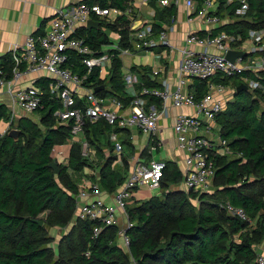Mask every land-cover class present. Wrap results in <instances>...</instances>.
<instances>
[{"label": "trees", "instance_id": "1", "mask_svg": "<svg viewBox=\"0 0 264 264\" xmlns=\"http://www.w3.org/2000/svg\"><path fill=\"white\" fill-rule=\"evenodd\" d=\"M202 1L194 0L196 10L201 8ZM96 2L101 7L124 12L132 0L87 1L88 4ZM246 2L248 10L244 16L234 15L238 3H220L216 12L221 18L229 13L232 22L213 29L211 34L225 32L233 37L232 49H240L250 31H264V0ZM149 4L160 23L168 24L176 16V7L172 4L163 8L157 7L156 0ZM103 26L120 34V49L130 47L129 20L122 15L112 24L101 23L96 30H80L79 34L92 50L99 52L103 45L109 44L101 30ZM153 28L155 32L163 29L158 23ZM108 54L112 58L106 78L101 80L100 69L96 68L86 84L94 89L104 86L96 93L98 97L115 98L128 106L132 97L125 90L120 53L112 50ZM251 56H245L243 61ZM79 60L73 55L69 67L83 75L85 69ZM11 67L10 55L0 58V70L4 74L8 75ZM221 76L214 82L237 88L247 78L262 86L235 92L215 119L219 136L232 152L214 158L213 183L217 181L221 189L212 195L176 190L182 182L181 172L175 164L165 162L160 195L127 205L132 224L125 231L127 247L117 226H103L94 237L93 230L100 224L77 218L73 222L79 175L85 169H98V183L105 192H115L124 182L125 173L111 167L116 156L104 158L105 150L112 151L110 136L122 130L103 121L86 122L83 137L87 147L95 151L97 161H92L89 153L83 154L80 141L74 142L67 163H58L59 173L55 175L48 167L56 162L52 158L53 149L71 139V124L57 122L53 114L60 104L50 102L47 81H39L38 87L45 92L43 107L36 112L39 121L27 117L14 119L8 131L0 134V264H253L256 248L264 243V71L256 76L250 71L232 77ZM192 84L195 98H202L206 94L205 82L194 80ZM141 87L144 86L138 85L136 89ZM148 104L161 107L156 98H150ZM9 116L8 109L0 106V122H10ZM11 129L20 131L17 141L7 135ZM125 146L123 161L133 155L130 143ZM226 205L242 209L248 221L228 214ZM42 214H46L44 219ZM34 220L42 221V225ZM53 228H69L57 240L55 248L51 245Z\"/></svg>", "mask_w": 264, "mask_h": 264}, {"label": "built area", "instance_id": "2", "mask_svg": "<svg viewBox=\"0 0 264 264\" xmlns=\"http://www.w3.org/2000/svg\"><path fill=\"white\" fill-rule=\"evenodd\" d=\"M79 0L75 5L56 11L43 32L36 36H29L20 50L16 47L10 52L12 67L10 73L4 74L0 70V87L7 86L11 104L10 122L16 116V110L21 109L25 114L36 113L41 109L45 92L38 87V82L47 81V92L50 102L60 104L53 116L59 124H71L70 136L83 137V128L86 122L94 124L103 121L115 129L135 128L140 132L153 137L157 134L158 121L167 115L168 104L181 109L189 108L194 114L180 113L176 116L172 131L176 145L184 157L185 168L182 172V191L205 192L211 186L216 168V156L231 155L227 142L219 136V128L215 119L225 110V105L232 100V94H227V86L215 83L214 79L232 77L242 72L250 71L255 76L264 71V31H250L247 43L248 49L240 47L246 55H252L245 61L237 59L231 65L224 59L235 39L225 32L211 35L209 30L205 36L189 31L185 37L183 47L178 49L179 78L174 88L165 82L161 89L142 88L136 92L133 89V79L125 77V82L132 88V100L128 106L115 98H107L113 110L105 105V99L98 97L91 85L87 86V79L96 68H103L108 55H98L88 45L85 37L79 32L87 28L89 20L99 21L107 17L108 8H103L99 3L88 4ZM151 0H140L141 4L148 5ZM228 3H238L234 10L235 16H244L248 10L246 0H226ZM160 6L183 4L188 14V22L192 15H196L209 27L216 28L221 25V20L215 15L220 0H203L201 8L196 10L194 0H156ZM126 16L133 14V9L128 6L122 13ZM171 29H160L155 32L150 22L137 28L130 27V47L120 49L114 47L121 55H127L143 50L166 48L174 50L169 32ZM213 52H212V51ZM73 55L79 57V62L85 69L83 75L72 71L69 67ZM32 75L30 86L14 90V85L22 79ZM40 75V76H38ZM199 80L205 82L206 94L196 99L194 93L188 92V81ZM247 89H260L262 86L256 80L242 79ZM230 89V87H229ZM264 93V88L262 89ZM150 98L161 102V107L148 104ZM116 133L112 134L116 152L123 150L122 145L116 140ZM151 151L158 142L152 140ZM86 144L84 143V148ZM83 154L87 155L84 150ZM85 155V156H86ZM165 169L164 161L141 162L135 160L132 171L124 180L119 189L112 194L113 203L109 204L102 199L104 191L99 183L90 184L77 194L75 215L77 219L90 220L100 224L93 230L96 237L102 227L117 226L118 214L126 219L124 227H118L119 234L125 247L128 239L125 231L132 226L129 222L126 208L132 193L140 186L150 189L158 188ZM231 216L242 221H248L244 211L240 208L225 206ZM253 264H264V254L257 253Z\"/></svg>", "mask_w": 264, "mask_h": 264}, {"label": "crops", "instance_id": "3", "mask_svg": "<svg viewBox=\"0 0 264 264\" xmlns=\"http://www.w3.org/2000/svg\"><path fill=\"white\" fill-rule=\"evenodd\" d=\"M78 1L79 0H0V58H3L6 55H10V52L15 47L16 49L20 50L29 36L39 35L43 32L44 29L47 28L50 19L55 15L56 11L75 5ZM220 3L231 4L228 3L226 0H220L219 4L217 5L216 12L218 10ZM156 5L159 8L170 6V5L160 6L157 2ZM128 6H131L133 9V14L131 16L125 15L129 20V26H128L129 30L130 27L137 28L147 22H150L151 24L153 23V25L155 23H158L160 25V28L163 29L169 28L173 30V31L170 30L171 32H169V39L172 46L174 47V50L170 51L169 49L161 47L160 50H157L156 48V49L143 50V51L127 54L129 56L131 55L148 56L149 54V56L150 55L152 56L153 60H152V66H149L148 63L145 65H141V64L135 65L134 63H132V66L129 67L126 74L125 75L122 74L123 79L127 76H130L133 79V84H134L133 89L135 88L137 92L139 91L136 89V86L138 85L144 86L141 87V89L146 88L149 85L151 86V88L148 89H161L163 82H165L170 88H174L179 78L178 66L180 60V53L178 52V49L183 47L184 45L183 41L187 36L188 32L193 31V32H197L200 36H205L209 30L212 31L215 28L212 29L211 27L203 23L199 18L196 17V15H192L191 17L192 20L188 22L187 20L188 14L186 8L181 3L177 7L175 6L176 16L170 19V22L168 24L160 23L159 21H156L155 10L152 6H150V4L145 5V4H141L140 0H132V2ZM122 13L123 11L121 10L110 8L107 17L95 22H99L100 24L104 22L112 24L116 21L118 17L122 16ZM147 13L149 14L151 13L149 15L150 17L149 20H146L145 17ZM111 15L114 16L110 18ZM231 18L232 17L231 15H229V13L228 15H225L224 18L219 17V19L221 20V25L226 23H231L232 22ZM101 30L103 33L106 34L109 44L103 45L101 47V50L97 53H103V55L110 56L108 52L114 50V48L110 51H105L104 47H109L111 45H116L117 47H119L121 42V36L118 32L109 30L104 26L101 27ZM110 37H113L115 39L116 44H112ZM116 46H112V47H116ZM241 47L248 49L250 45L247 42H244L241 45ZM232 50L243 51L240 49H232ZM118 56L122 64V68H121L122 70L123 69L122 58L125 55H118ZM111 58L112 57L108 58L104 63L105 64L104 67L106 69L110 68ZM132 69H135V71H133ZM34 77L32 75H29L28 77L22 79L21 81H18L14 85V90L24 89L30 86L31 80ZM192 82H193L192 80L188 81L187 90L188 92L193 93L194 88L192 87L193 85ZM101 87L102 89L100 90H103L104 86ZM227 87H228L227 94H232L234 87L231 85H228ZM125 90H129L131 93L129 94V96L132 97V88H130V86L127 85L126 82H125ZM10 104H11V100L9 97L7 86L5 85L3 87H0V106H5L9 111V115H10V110H9ZM105 105H107L110 110H113L107 98L105 99ZM167 106H168L167 115L158 121L157 134L155 137L152 138V140L158 142V145L155 147L154 150L151 151V147H150L153 144L151 137L140 132L138 129L135 128L123 129L124 131L122 130V132H119L118 134L116 133L117 134L116 140L122 145L124 149L127 148V146L125 145H128L130 143L131 150L133 151V155L131 157L129 156V158H126L127 161H123L121 160V157L122 155H124V150H122L121 152H116L113 145L114 143L113 137L110 136L112 151L105 150L104 158L108 159L111 155L116 156V159L113 160L111 163V167L114 169L116 168L121 169L125 173L124 175L125 179L132 171L133 165L137 158H139L141 162H145L147 164L150 163L151 161H164V162L173 163L176 165L177 169L181 172L182 175V172L185 168L184 165L185 155L181 150L177 148L172 127L175 118L178 114L186 113L192 115L194 114V111L189 108L177 109L172 107L170 103ZM18 111H20V109L16 110V116L14 117V119L20 117H27L39 121V117L38 119H36L33 117V115H21V114L18 115ZM8 129L4 133H6ZM0 132L2 133V131ZM70 141L71 144L80 141V143L82 144V151L86 150L87 153H89L88 155L90 156L92 161L94 162L97 161L95 157V151L87 147V142L85 141L84 137L80 136V138L76 140H73L71 138ZM84 143L86 144L85 148H84ZM136 149L140 150V152L137 154L135 153ZM59 151L60 149L57 150L58 157L60 154ZM155 153L158 155L157 160H155L154 158ZM55 161L57 164L59 163L58 162L59 160L55 159ZM97 175H98V169H85L84 172L79 175V182H80L79 191L90 184L97 183L98 182ZM181 183L179 185L180 189H182ZM120 186H118L116 190L119 189ZM139 188H146V191L148 193L149 190H153L145 185L140 186ZM139 188L135 189L134 192L132 193V197L128 201V205H132L134 202H136L135 199L137 198H134V195L137 192L141 193L142 191ZM158 188L161 189L160 186ZM158 188H154V189H158ZM112 195H113L112 193H108L104 191L102 195V199L105 202L112 204L113 203ZM156 196H159V194H157ZM76 198L77 195L75 196V200ZM75 219H76V215L74 214L73 222ZM125 224H126V219L124 215L119 213L117 218V226L124 227ZM69 228L62 229L61 235H64L69 230ZM256 249H257V253H262V251H264V243L259 245Z\"/></svg>", "mask_w": 264, "mask_h": 264}, {"label": "rangeland", "instance_id": "4", "mask_svg": "<svg viewBox=\"0 0 264 264\" xmlns=\"http://www.w3.org/2000/svg\"><path fill=\"white\" fill-rule=\"evenodd\" d=\"M144 12H146V11H144ZM150 14L147 13L145 15L146 20L150 19V17H149ZM112 16H114V15H111L110 18H112ZM110 40H111L112 44H116L115 43L116 41H115V39L113 37H110ZM112 46H116V45H111L109 47H104V50L105 51H110V50H112L114 48ZM152 60H153V58H152L151 55L149 56V54H148V56H144V55L143 56H139V55L138 56H136V55L135 56H133V55H131V56L125 55L122 58V62H123V69L121 70L122 74L123 75L126 74V72L128 71L129 67L132 66V63H134L135 65L136 64L145 65V64L148 63L149 66H152ZM108 73H109V68L106 69L105 67H103L101 69V71H100V79L104 80L106 78V76L108 75ZM126 93L128 95L131 94L129 90H126ZM19 114H21V115H33V117L36 118V119H38V117H39L38 113L25 114L24 111H22L21 109H20V111H18V115ZM8 127H9V122L1 121L0 122V131H2V133L0 132V134L2 135L8 129ZM78 138H80V137H74L72 139L76 140ZM71 145L72 144H71V141L69 139L63 145L55 146L54 149H53L52 158L59 160L58 162L61 163V164H66L67 163V158H68V153H69V150L71 148ZM58 149H60V151H59V153H60L59 157L60 158L57 156V150ZM139 152H140V150H137V149L135 150L136 154L139 153ZM154 158H155V160L158 159V155L156 153L154 154ZM87 171H89V170H87ZM210 184H211V186L209 187V189L207 191H205V192L202 191L203 193H207L208 195H212V194H215L219 189H221L219 186H217V181H215L213 183V180H212ZM139 189L142 190L141 193L137 192L134 195V198H137V199H135L136 202H141V201L144 202V201L148 200L149 198H152V197L156 196L157 194L160 195V189L159 188L158 189L149 190V193L146 191V188H139ZM175 189L176 190H180V187L177 186ZM45 215L46 214H42L41 218L44 219ZM50 235H51V237L54 238V240H53L51 245L53 246V248H55V244H56L57 240L61 236V230L58 229V228H53V229L50 230ZM120 244L122 245V243H120ZM262 253L264 254V251H262Z\"/></svg>", "mask_w": 264, "mask_h": 264}, {"label": "water", "instance_id": "5", "mask_svg": "<svg viewBox=\"0 0 264 264\" xmlns=\"http://www.w3.org/2000/svg\"><path fill=\"white\" fill-rule=\"evenodd\" d=\"M99 23L94 22L92 20H89L87 22V29H98ZM246 56V52L245 51H235V50H229L226 52L224 59L227 63L233 65L235 64V60L239 59V58H244ZM100 89H102V87H97L94 89L95 92H98ZM241 91H247V86L246 85H239L236 88V93H239ZM20 134V131L17 129H11L7 135L8 137H10L11 139H13L14 141L18 140V136ZM48 167L50 169H52L53 173L55 175H57L59 173V168H58V164L56 162H51ZM33 222L37 223L39 226L42 225V221H36L34 220Z\"/></svg>", "mask_w": 264, "mask_h": 264}, {"label": "bare ground", "instance_id": "6", "mask_svg": "<svg viewBox=\"0 0 264 264\" xmlns=\"http://www.w3.org/2000/svg\"><path fill=\"white\" fill-rule=\"evenodd\" d=\"M100 5V4H99ZM148 5H149V3H148ZM103 8H105V7H103ZM109 10H110V8H108ZM123 15V14H122ZM216 15V14H215ZM218 17V16H217ZM219 18V17H218ZM95 22V21H94ZM97 23H99V22H97ZM100 24V23H99ZM100 26V25H99ZM99 26H98V28H99ZM193 32V31H192ZM195 33H197V32H195ZM198 34V33H197ZM229 50H232V48H231V46H230V49ZM228 50V51H229ZM236 51V50H235ZM213 52V51H212ZM119 55H121V54H119ZM247 56V55H246ZM110 57V56H109ZM239 59H242L243 60V58H239ZM237 60V59H236ZM235 60V61H236ZM147 89V88H146ZM95 92V91H94ZM95 93H97V92H95Z\"/></svg>", "mask_w": 264, "mask_h": 264}]
</instances>
